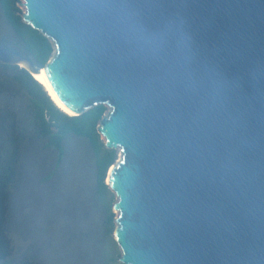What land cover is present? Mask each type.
I'll return each mask as SVG.
<instances>
[{
    "label": "water",
    "instance_id": "obj_1",
    "mask_svg": "<svg viewBox=\"0 0 264 264\" xmlns=\"http://www.w3.org/2000/svg\"><path fill=\"white\" fill-rule=\"evenodd\" d=\"M22 3L55 54L0 62L44 71L77 115L110 108L120 259L264 264V0Z\"/></svg>",
    "mask_w": 264,
    "mask_h": 264
},
{
    "label": "rangeland",
    "instance_id": "obj_2",
    "mask_svg": "<svg viewBox=\"0 0 264 264\" xmlns=\"http://www.w3.org/2000/svg\"><path fill=\"white\" fill-rule=\"evenodd\" d=\"M23 1L0 0V44L46 65L56 47L23 18ZM50 97L44 131L35 122L42 109L37 103L15 91L0 93L2 128L21 140L9 206L11 243L0 251V264H126L115 237L117 195L108 181L122 153L108 149L99 129L110 108L94 105L70 117Z\"/></svg>",
    "mask_w": 264,
    "mask_h": 264
},
{
    "label": "trees",
    "instance_id": "obj_3",
    "mask_svg": "<svg viewBox=\"0 0 264 264\" xmlns=\"http://www.w3.org/2000/svg\"><path fill=\"white\" fill-rule=\"evenodd\" d=\"M12 48L18 50L15 47ZM3 90L8 91V93L15 91L37 103L42 109L40 117L35 122H37L40 130L47 131L46 125L48 121L45 112H47V98L51 94L40 83L39 79L22 66L0 62V93L4 92ZM50 98L57 110L70 116L68 112L56 105L52 96ZM20 158L21 140L8 135L3 130L0 122V251L8 248L11 243V235L8 228L9 206L11 205V190H13L19 174Z\"/></svg>",
    "mask_w": 264,
    "mask_h": 264
},
{
    "label": "bare ground",
    "instance_id": "obj_4",
    "mask_svg": "<svg viewBox=\"0 0 264 264\" xmlns=\"http://www.w3.org/2000/svg\"><path fill=\"white\" fill-rule=\"evenodd\" d=\"M30 63L23 60L20 62V65L22 67H24L25 69H28L30 71H32V73L34 74V76L40 80V83L44 85V87L46 88V90L51 94L52 99L55 101L56 105L59 106L61 109H63L64 111L68 112V114H70V116H74L77 115L74 112L70 111L69 108H67L66 106H64L59 99L57 98V95L55 94V91L52 89V87L50 86V84L48 83V80L45 77V72L44 71H33L29 65ZM101 104V103H99ZM98 105V104H96ZM115 147H110L109 149H113ZM113 168V165L111 167V170ZM111 172V171H110Z\"/></svg>",
    "mask_w": 264,
    "mask_h": 264
}]
</instances>
